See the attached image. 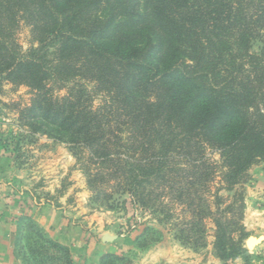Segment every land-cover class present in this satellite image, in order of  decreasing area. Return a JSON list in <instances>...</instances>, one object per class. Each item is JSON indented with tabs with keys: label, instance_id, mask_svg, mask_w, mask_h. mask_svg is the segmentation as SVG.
Masks as SVG:
<instances>
[{
	"label": "trees",
	"instance_id": "16d2710c",
	"mask_svg": "<svg viewBox=\"0 0 264 264\" xmlns=\"http://www.w3.org/2000/svg\"><path fill=\"white\" fill-rule=\"evenodd\" d=\"M4 85L29 89L19 120L70 146L95 204L153 217L127 244L170 226L205 249L211 219L215 257L249 264L238 188L264 163V0H0ZM17 228L25 264H74L31 218Z\"/></svg>",
	"mask_w": 264,
	"mask_h": 264
},
{
	"label": "rangeland",
	"instance_id": "374dc122",
	"mask_svg": "<svg viewBox=\"0 0 264 264\" xmlns=\"http://www.w3.org/2000/svg\"><path fill=\"white\" fill-rule=\"evenodd\" d=\"M18 41L24 50L29 48L31 37L28 28L21 27ZM30 99L31 94L28 88L4 85V93L0 96V141L10 146V151L6 156L11 157L5 159L13 164L16 170L23 171L20 179L34 178L33 182L36 184L33 187L38 192H44L40 189L47 187L48 184L45 183L60 176V172L64 170H67V174L62 181L63 187L61 188L63 189L57 191V197L62 195L63 191L68 186L70 187L73 181L78 182L80 179L85 183L83 189L76 188L75 192H72L67 206L73 212H81L82 221L85 224L84 234L88 248L94 249V246L97 245L98 247V244H103L110 245L115 249L95 259L92 258L93 264H214V258L217 259L213 251L215 227L211 219L205 222L207 227V247L205 249L196 251L184 246L175 238L177 231L175 232L173 227L170 226L165 231L164 240L150 249H134L132 245L127 244L125 239L129 237L131 240L135 239L142 229L137 228V223L151 222L152 226L159 228L153 217L148 213L144 214L141 210L136 211L133 216L132 213L125 216L122 213L112 212L95 204L88 189L86 177L81 171L70 146L37 132L33 127L19 120L18 107L28 105ZM1 155H3V151H0ZM210 156L216 161L219 160V155L216 153H211ZM238 189L244 195L246 203L245 217L248 213L256 222V228H253L250 232H246L245 228V247L247 240L251 237L261 238V243H263L253 245L251 249L246 247L249 264H264V246H262L264 245L262 231L264 229V163L255 165L249 171L247 182ZM222 195L224 197L228 196L225 192H222ZM30 198L32 197L30 196ZM44 199L52 201V197H49V195ZM176 214H180V209L177 210ZM21 217L31 218L28 214ZM175 222L176 219L172 223ZM128 224L136 229V232L130 234V236L127 229ZM257 228H259L258 231H255ZM27 241L28 239H25V243ZM256 247L257 252L252 254L251 252ZM149 254L153 256L151 259H148ZM106 256L118 257L124 260L110 259L103 263L102 260ZM220 263L222 264L221 261Z\"/></svg>",
	"mask_w": 264,
	"mask_h": 264
},
{
	"label": "crops",
	"instance_id": "0c3cea01",
	"mask_svg": "<svg viewBox=\"0 0 264 264\" xmlns=\"http://www.w3.org/2000/svg\"><path fill=\"white\" fill-rule=\"evenodd\" d=\"M22 172L16 170L13 164L5 158L0 159V264H25L17 254L16 244L17 220L25 214L30 215L50 239L70 250L74 264H93L92 258L95 259L102 254L115 250L114 247L103 244H98V247L97 245L94 246V249L88 248L89 246L85 241V224L82 221V214L78 211H71L70 207L67 206L72 192H75L76 188H84L85 183L82 180L73 181L70 186L71 189L68 186L62 195L57 197V191L63 189L61 188L63 187L62 181L67 170L60 172V176L45 183L48 184L47 187L40 189V191L44 190L45 193L34 189L33 186L36 184L33 182L34 178L20 179ZM37 194L43 197H38ZM47 195L52 197V201L44 199ZM30 196L32 198L29 199ZM253 220L252 216L247 213L244 221L246 232L256 228V222ZM262 231L264 234V229ZM260 242L258 244H263ZM256 250L257 247L251 253L257 252ZM152 257L149 254L148 259ZM214 260V264H221L219 260L215 258ZM234 262L235 264H244L242 258H238Z\"/></svg>",
	"mask_w": 264,
	"mask_h": 264
},
{
	"label": "water",
	"instance_id": "95a60500",
	"mask_svg": "<svg viewBox=\"0 0 264 264\" xmlns=\"http://www.w3.org/2000/svg\"><path fill=\"white\" fill-rule=\"evenodd\" d=\"M259 239H256V238H249L246 242V247L247 249H251L253 247V245H259V244H254L255 242L259 241ZM261 243V242H260Z\"/></svg>",
	"mask_w": 264,
	"mask_h": 264
},
{
	"label": "bare ground",
	"instance_id": "6f19581e",
	"mask_svg": "<svg viewBox=\"0 0 264 264\" xmlns=\"http://www.w3.org/2000/svg\"><path fill=\"white\" fill-rule=\"evenodd\" d=\"M260 242V240L259 241H257V242H255L254 244H258Z\"/></svg>",
	"mask_w": 264,
	"mask_h": 264
}]
</instances>
